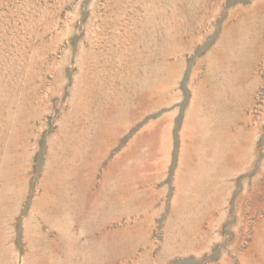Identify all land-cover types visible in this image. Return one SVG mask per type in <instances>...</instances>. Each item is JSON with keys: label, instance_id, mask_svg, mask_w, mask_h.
<instances>
[{"label": "rangeland", "instance_id": "1", "mask_svg": "<svg viewBox=\"0 0 264 264\" xmlns=\"http://www.w3.org/2000/svg\"><path fill=\"white\" fill-rule=\"evenodd\" d=\"M0 264H264V0H0Z\"/></svg>", "mask_w": 264, "mask_h": 264}]
</instances>
